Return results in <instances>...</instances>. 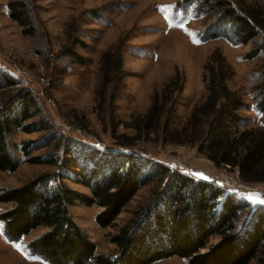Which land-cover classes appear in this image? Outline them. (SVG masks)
Segmentation results:
<instances>
[{
    "label": "rangeland",
    "instance_id": "obj_1",
    "mask_svg": "<svg viewBox=\"0 0 264 264\" xmlns=\"http://www.w3.org/2000/svg\"><path fill=\"white\" fill-rule=\"evenodd\" d=\"M22 2L34 35L22 36L8 17L7 5ZM208 0H0V106L22 92L34 99L32 122L43 121L70 144V158L80 168L87 163L86 151L101 155L125 153L143 160L141 186L122 208L112 226L100 228L95 222L96 206L87 207L76 201L68 207L72 222L94 245L97 253L112 257L116 254L110 239L119 228L143 212L163 189V177L156 180L154 166H161L197 181L213 184L231 195L242 206L235 223V232L243 230L255 210L264 212V200L257 190L264 183L240 180L238 169L216 166L206 158L196 144L169 143L167 137L186 123L192 108L206 97L203 82L204 67L216 51L232 71L227 86L241 98L242 121L237 131L262 126L256 109L257 86L264 73V30L246 44H241L232 24H223L219 14L210 12ZM240 14L242 7L261 8L264 0H224ZM242 16V14H240ZM234 27V28H233ZM120 48V82L111 86L100 101V55L115 45ZM178 72L183 77V89L174 113L163 117L156 132L136 138L124 127L133 117L141 116L149 107L154 93H160ZM6 81H1L3 78ZM116 78V79H117ZM13 83L7 86V83ZM113 94L114 98L110 99ZM138 139L131 147L120 145L116 136ZM46 132L22 133L16 129L8 136L9 154L19 164L15 172H0V191L18 188L40 174L55 169L45 164L26 163L18 147L22 142L35 141L39 146L30 157L42 160L54 153L46 146ZM58 152V151H57ZM77 173V171L72 172ZM65 188L82 197L90 192L74 175L66 174ZM73 178V179H72ZM252 186L254 191L227 189L223 180ZM9 208L0 204V214ZM43 233L32 231L18 241H10L3 233L0 221V264H48L31 253L27 245ZM211 237L207 246L216 244ZM153 264H186L172 257ZM252 264V263H251Z\"/></svg>",
    "mask_w": 264,
    "mask_h": 264
},
{
    "label": "trees",
    "instance_id": "obj_2",
    "mask_svg": "<svg viewBox=\"0 0 264 264\" xmlns=\"http://www.w3.org/2000/svg\"><path fill=\"white\" fill-rule=\"evenodd\" d=\"M205 6L213 14H219L223 24L235 27L241 44L256 37V29L264 30L261 8L242 7L241 16L224 0H208ZM7 10L9 19L21 28L22 36L34 35L22 2L8 3ZM119 59L118 44L100 55L102 102L108 88L111 86L115 91L120 82L116 77ZM232 75L222 55L214 51L204 67V101L192 108L184 126L172 132L167 141L178 145L196 144L214 165L236 167L240 180L264 183V73L257 86L256 102L262 126L242 131H237V126L242 121L239 111L243 104L238 94L227 86ZM2 78V82L7 80ZM12 84L9 82L7 86ZM182 89L183 77L176 72L160 93L153 94L145 113L133 117L124 127L131 129L136 138L156 132L162 118L174 113ZM113 98L111 94L110 99ZM33 107L34 99L29 92H22L0 106V172L13 173L19 164L9 154L7 141L14 129L25 134L46 132L43 142L46 146L52 144L55 150L44 160L30 157L39 148L38 142H22L18 150L26 163L45 164L55 170L40 174L18 188L0 191V204L9 206L0 214L7 239L18 241L42 229L43 233L27 248L48 264H153L172 257L185 260L186 264H264L263 211H253L247 225L237 233L235 223L243 209L231 195L211 183L156 165L159 170L156 180L166 176L158 198L143 212H137L110 239L116 248L114 256L97 253L72 222L68 207L76 201L87 207L96 206L99 208L96 224L100 228L112 226L122 208L146 184L142 176L143 160L125 153L103 156L84 147L91 166L80 168L75 158H70L73 156L71 143L63 144L65 139L52 125L43 121L30 123L36 116L31 114ZM116 140L121 141V146L131 147L138 139L118 135ZM75 171L76 174L72 173ZM68 173L74 175L76 183L89 189V197L65 188L62 181ZM211 237H218L219 241L207 246Z\"/></svg>",
    "mask_w": 264,
    "mask_h": 264
},
{
    "label": "built area",
    "instance_id": "obj_3",
    "mask_svg": "<svg viewBox=\"0 0 264 264\" xmlns=\"http://www.w3.org/2000/svg\"><path fill=\"white\" fill-rule=\"evenodd\" d=\"M223 185L227 188V189H234L235 187L240 190V191H254V187L252 186H245V185H239L237 183H235L234 181H227L226 179L223 180ZM256 192H258V194L264 199V190H257Z\"/></svg>",
    "mask_w": 264,
    "mask_h": 264
},
{
    "label": "snow or ice",
    "instance_id": "obj_4",
    "mask_svg": "<svg viewBox=\"0 0 264 264\" xmlns=\"http://www.w3.org/2000/svg\"><path fill=\"white\" fill-rule=\"evenodd\" d=\"M259 203H261V204H264V200H260V201H258Z\"/></svg>",
    "mask_w": 264,
    "mask_h": 264
}]
</instances>
